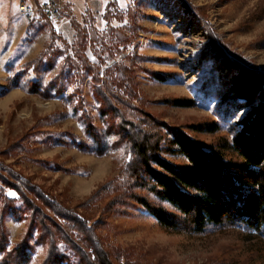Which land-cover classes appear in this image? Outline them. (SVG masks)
Masks as SVG:
<instances>
[{
  "label": "rangeland",
  "instance_id": "rangeland-1",
  "mask_svg": "<svg viewBox=\"0 0 264 264\" xmlns=\"http://www.w3.org/2000/svg\"><path fill=\"white\" fill-rule=\"evenodd\" d=\"M101 1L66 0L65 18L54 26L29 25L15 2L0 0V195L19 198L4 179L12 171L49 197L83 211L113 264H264V238L255 231L213 224L201 233L161 228L128 196L134 192L159 203L155 195L140 187L124 189L125 151L103 156L92 151L96 143L86 132L87 109L79 106L75 114L73 105L79 97H67L75 83L64 95L51 91V79L58 70L51 69V43L61 49L67 44L73 57L78 39L75 20L88 36L84 53L99 68L100 78L106 79L104 71L116 64L131 70L130 80L126 76L113 79L116 95L206 146L217 149L230 144L249 108L230 90L234 71L224 69V56L235 52L250 67L264 69V0H106L107 6L113 3L108 20L107 6L100 7ZM183 1L193 12L191 17ZM210 31L219 45L211 42ZM41 53L45 59L36 71L35 60ZM90 80L83 82L85 92ZM178 99L190 100L192 106H176ZM88 100L91 105L85 114L95 126L105 129L117 124L111 113L101 117L100 102ZM212 123L217 126L213 133L192 129ZM161 135L164 147L170 136L165 129ZM160 155L176 166L187 165L179 153L162 151ZM119 185L123 189H117ZM97 191V198L87 202ZM119 196L125 197L122 203L114 202ZM109 203L114 205L106 212ZM162 206L172 211L167 204ZM4 227L7 240L0 264H15L14 251L22 243L31 259L27 264H46L47 241L38 230L27 239L28 220L10 216ZM66 260L63 264L77 262L72 257Z\"/></svg>",
  "mask_w": 264,
  "mask_h": 264
},
{
  "label": "trees",
  "instance_id": "trees-1",
  "mask_svg": "<svg viewBox=\"0 0 264 264\" xmlns=\"http://www.w3.org/2000/svg\"><path fill=\"white\" fill-rule=\"evenodd\" d=\"M112 6L113 3L107 6V20ZM182 6L188 16L193 13L185 2ZM200 20L206 24L203 17ZM73 25L78 29L73 57L67 52L69 46L65 42V49L51 43V69L58 67L51 79V91H56L59 96L64 95L68 86L75 83L74 92L67 95L70 99L79 97L76 105H73L75 114L79 106L87 109L84 112L89 114L91 103L88 97H91L101 103L99 114L102 118L111 113L112 119H117V124L100 129L85 113L83 115L88 126L86 132L96 143L92 151L99 156L118 149L125 151L128 160L121 166V179L126 184L124 189L140 187L154 194L159 203L150 202L134 192L128 196L144 207L166 231L201 233L210 224L234 225L255 231L264 238V69L250 67L235 52L224 56V69L234 71L230 90L244 102L249 112L238 123L231 143L215 149L192 139L179 128L156 120L151 113L132 106L129 100L125 101L122 95H116L113 79L126 76L130 80L131 70L123 64H116L104 71L106 79L100 78L99 68L92 66L84 53L89 45L87 34L79 30L75 20ZM209 35L214 46L219 45L212 31ZM63 55L62 62L58 63ZM44 59V53L37 57L36 71ZM88 77H91V82L87 84L88 91L85 92L83 82ZM127 95L132 98V95ZM174 104L192 106L187 99L175 100ZM118 105L125 109L120 110L116 107ZM163 129L170 136L164 147ZM192 129L213 133L217 126L214 123L206 126L200 124L192 126ZM162 151L181 154L187 160V165L171 164L160 155ZM4 179L19 198L11 200L0 195V252L6 249V218L24 217L29 223L27 239L38 230L40 238L47 241L49 250L46 264H63L65 259L69 262L71 257L77 260L71 264H113L96 233L95 225L89 224L90 219L83 211L49 197L39 186L31 184L30 180L16 172L9 171V176ZM116 188L123 189L121 185ZM98 194L99 191L87 202L93 201ZM123 198L116 197L114 202L120 203ZM111 204L106 212L112 209ZM163 204H167L172 211H168ZM26 251L23 243L19 244L14 251L17 253L13 257L15 264H27L31 260Z\"/></svg>",
  "mask_w": 264,
  "mask_h": 264
},
{
  "label": "built area",
  "instance_id": "built-area-1",
  "mask_svg": "<svg viewBox=\"0 0 264 264\" xmlns=\"http://www.w3.org/2000/svg\"><path fill=\"white\" fill-rule=\"evenodd\" d=\"M16 3L19 15L29 25L48 23L57 25L65 18L67 2L65 0H48L33 3L27 0H12Z\"/></svg>",
  "mask_w": 264,
  "mask_h": 264
},
{
  "label": "crops",
  "instance_id": "crops-1",
  "mask_svg": "<svg viewBox=\"0 0 264 264\" xmlns=\"http://www.w3.org/2000/svg\"><path fill=\"white\" fill-rule=\"evenodd\" d=\"M27 1H29V2H33V3H38V4H40V3H44L45 2V0H27ZM46 1H48V0H46ZM66 1V0H65ZM108 2H110V1H113V0H107ZM106 0H102L101 1V6L100 7H103V6H105L108 2H107ZM89 6H90V2H89ZM107 6V5H106ZM56 26V25H55Z\"/></svg>",
  "mask_w": 264,
  "mask_h": 264
},
{
  "label": "snow or ice",
  "instance_id": "snow-or-ice-1",
  "mask_svg": "<svg viewBox=\"0 0 264 264\" xmlns=\"http://www.w3.org/2000/svg\"><path fill=\"white\" fill-rule=\"evenodd\" d=\"M45 2H46V0H45Z\"/></svg>",
  "mask_w": 264,
  "mask_h": 264
}]
</instances>
